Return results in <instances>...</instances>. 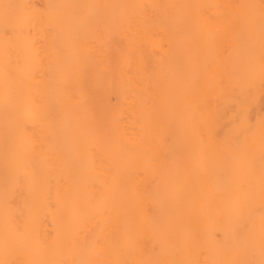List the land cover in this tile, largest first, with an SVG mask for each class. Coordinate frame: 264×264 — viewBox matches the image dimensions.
<instances>
[{"label":"bare ground","instance_id":"bare-ground-1","mask_svg":"<svg viewBox=\"0 0 264 264\" xmlns=\"http://www.w3.org/2000/svg\"><path fill=\"white\" fill-rule=\"evenodd\" d=\"M0 264H264V0H0Z\"/></svg>","mask_w":264,"mask_h":264}]
</instances>
